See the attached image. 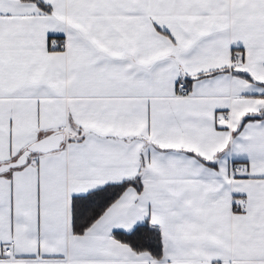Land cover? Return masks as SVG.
Returning a JSON list of instances; mask_svg holds the SVG:
<instances>
[{"label": "snow or ice", "instance_id": "obj_1", "mask_svg": "<svg viewBox=\"0 0 264 264\" xmlns=\"http://www.w3.org/2000/svg\"><path fill=\"white\" fill-rule=\"evenodd\" d=\"M0 264H264V0H0Z\"/></svg>", "mask_w": 264, "mask_h": 264}]
</instances>
